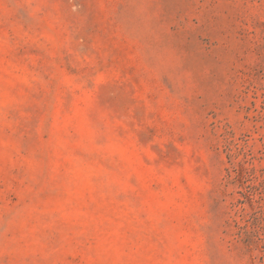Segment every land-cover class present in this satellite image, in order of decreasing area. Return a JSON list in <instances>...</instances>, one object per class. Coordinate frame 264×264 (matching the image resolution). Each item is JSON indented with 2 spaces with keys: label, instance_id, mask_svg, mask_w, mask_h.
Masks as SVG:
<instances>
[{
  "label": "rangeland",
  "instance_id": "374dc122",
  "mask_svg": "<svg viewBox=\"0 0 264 264\" xmlns=\"http://www.w3.org/2000/svg\"><path fill=\"white\" fill-rule=\"evenodd\" d=\"M0 264H264V0H0Z\"/></svg>",
  "mask_w": 264,
  "mask_h": 264
}]
</instances>
